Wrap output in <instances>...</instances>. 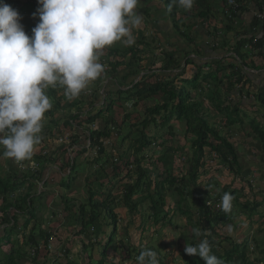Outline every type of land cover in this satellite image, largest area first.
I'll return each mask as SVG.
<instances>
[{"label":"rangeland","instance_id":"obj_1","mask_svg":"<svg viewBox=\"0 0 264 264\" xmlns=\"http://www.w3.org/2000/svg\"><path fill=\"white\" fill-rule=\"evenodd\" d=\"M170 2L164 1L167 7L170 5ZM145 16L148 17L147 15ZM171 17L173 18L172 15ZM170 20L175 27L173 29L174 35H180V30L176 28V26H178L179 29H183L181 27L182 25L180 21H173L172 19ZM144 30L147 31L146 27H144ZM151 30H155L154 27H152ZM158 32L159 31L157 30V34ZM155 35L156 33L152 36ZM145 37L146 36L143 37L144 40ZM138 38H140V36H138ZM139 44L140 43H138L136 46ZM156 44L157 42H154V40H148V45L154 46L151 50L150 47L145 46V43L142 44V48H140L141 52L143 53V55L141 54V61H146L145 57H148V52H151V54L156 56L153 58L154 61L156 59L162 60L160 66L158 67L159 69L156 68L154 72L149 73L147 69H144L148 68L147 66H144L146 64L141 62V65L144 67L142 68L143 74L140 75V79L145 74L151 75L149 78H154L156 81L159 79L167 80V78H170L168 80H170L172 85L177 88L182 86L180 84L182 79L187 80L188 83L194 71L185 70L186 66H183L182 70L184 71L181 74L176 73L173 74V76H162L161 70L165 66L163 64L165 62V57L162 55V53H158L159 50L156 48ZM118 45L120 47L118 52L117 50H114L113 44L111 49L109 48L103 50L104 54L116 55L119 53V56L123 55L125 45H121V43ZM115 48L117 49V45H115ZM247 51V49L243 50L244 53ZM119 56H117V58L121 59ZM125 57L126 58L123 62L126 65L129 64L131 60L128 56ZM249 57L250 59L247 61L249 66L251 64L260 66L262 64L261 58L254 57L253 54ZM187 59H190V56L187 57ZM208 65L210 66L211 64L208 63ZM122 67H124V65H122ZM129 67L134 68V66ZM183 73L185 74L183 75ZM247 74H245L246 77L250 76L249 74H252V72L249 71ZM263 78L252 77L250 83L247 82L243 85L242 92L237 91L236 93L233 92L231 94L234 99L240 100L241 102L239 107H242L243 109L241 108L242 110L238 111L237 115L243 117V122L241 124L238 123L233 126H226L223 120L224 114L216 110V108L208 100L204 103V109L206 108V112L208 113V121L213 124L215 128H218L220 135L225 136L229 141L234 143L235 149L239 154L238 157L242 166V171L246 172L247 174L244 179H241L240 177L233 178L231 175H226L224 168L217 165L214 158H209V156L207 158L206 156L203 165L197 171L198 174L195 180L191 181L186 175L187 172L191 170L190 163L192 162V148L190 144L194 139V136L191 133H186V127L184 123L181 122V120H176L174 116L172 117L171 121H169L168 124L164 126H161V119L158 117L156 118L157 121L155 123L148 124L145 134L150 138H153V140L151 145L143 151L145 158L140 164L143 168L148 169V172L146 175L141 177L142 189H139L140 191L138 190V193L134 194L132 199L137 200L140 195L146 194L147 187L144 182H147L146 180L148 177V179L153 184L154 181L160 182L168 176L167 171L169 164H166L159 159V157L164 152V149L166 147H181L182 149L179 152L177 151L175 154L171 169L172 177L177 178V182H175L173 185L165 182L164 195L166 199V205L164 206V210L168 212V215L165 219H159L158 222H155L153 215H151L152 211L149 209L150 206L138 207L139 212L135 215L134 220L131 222L130 216L132 214L129 213L128 207L126 205L116 207L115 211L118 212L117 214L119 221H117L116 224L117 229L113 243L109 248L107 247L105 260L108 264H137L136 257L139 255L138 251L141 249L144 250L145 248H153L155 251H158L160 256H163L165 264H186L181 254L184 252L186 244H189L190 242L189 236L192 232V227L189 224L187 216L176 209V201L178 199V191L176 188H184L183 193L187 199L182 201V208L187 209L190 212H195L197 209V203L194 199H192L191 196H188L187 192L194 190V192L196 191V193L201 195L209 192V194L213 196L216 192H218L220 187L224 186V184H227L228 180L230 181V179L235 180L233 184V187L235 188H239L242 184H244L243 198L245 200H248L249 202H260L262 205L257 207L252 217H248V212L246 214L242 213L236 215L238 211L235 209L232 214V226L229 227L228 225L218 229L220 232L219 239H221V243L219 246H217V248L220 252H222V250L231 248V240H233L232 238L237 240L248 238L247 243L249 247L246 250V253L251 261V264H263L261 261L259 263L258 259L262 255L260 249L264 247V242L262 241L264 239V151L261 150L260 143L256 138V134L252 131L250 122L253 120L256 125L264 126V106H262L259 102L254 101L252 95L251 97L246 95V91H249L251 94L255 95L258 88L263 84ZM171 79L173 81H171ZM94 83L95 86H97L99 81L95 80ZM111 84L114 85L113 80H111ZM113 85H109V79L101 81L98 93L96 92L97 90L93 91L92 99H94L97 94L100 96L103 94L106 95V90H115V86ZM140 85H142V83H140ZM58 89L59 88H56L58 91L57 94H63V89ZM48 90L53 89L49 88ZM189 91L192 93L194 98H198L194 94L196 90ZM111 92V97L115 101V109L112 111V115L116 124L118 125V131L114 130L111 133V136L107 139L102 138L98 145L100 147L98 150L99 155L98 158L95 157L97 158L95 162H93L94 157H92V154L94 153V151H92L93 146H85L86 151L77 150L75 153H73L72 157L73 159L75 158L74 160L76 169L75 172L72 173L74 178L71 179L70 176L68 178V180L71 179L69 181L68 187L61 185L62 177L68 176L70 171L66 164L68 155L65 156V153L63 154L62 151L60 154L58 153L62 148H65V146L61 147L59 150H56L57 146L62 143V140L65 139L66 132L59 134L56 132V127H60L62 123H64V121L68 118V116H72L70 115L73 114V110L70 106L71 101H68L64 95L60 102L61 106H52L53 114L50 116L45 115L44 117L43 129L40 133L42 137L41 142H47L48 135L53 132L52 143L50 146L53 147L52 150L56 151H53L47 155V158L49 159L47 163L42 162L40 164L38 169L42 170V179L35 180L30 177L29 180L30 182L34 183V186L32 187L31 199L32 204L35 206V213L37 215L35 220L38 221H36V230L45 229L52 233V236H55V238L51 239L52 245L47 247V250L50 251V253L45 258H43L44 251L40 253L41 260L43 262H47L46 264H65V253L63 250L66 249L69 250L67 258L77 262L78 264L82 263V261L84 264H97V262L100 260V251L102 246H99V251V247L96 244V239H88L87 232H79L80 227L75 223L80 203L86 204L87 201L88 181L95 179L94 173L99 171V167L102 165L105 168L108 176L101 180L103 182L101 191L105 193L109 192L110 195L115 196L116 199L121 198L123 194L122 186L124 184L133 182L137 178V173L135 171L136 164L133 163L132 166L128 167L130 172H126L125 169H123L122 171L120 170V173H117L114 176L111 161L114 157L118 158V154L121 155V161L122 159L127 158H130L131 160L133 159V140L139 136L141 129V126L137 127L136 124L140 119L145 117V110L147 107L153 106L154 104H161L164 100H166V95L163 93H147L148 98L145 100L147 102H139L138 105L134 107L133 101H126L124 98L119 97L121 96L120 94L112 95L114 91ZM57 94L53 96H49L47 94L51 98L52 103L58 101ZM83 95L84 98L82 101L89 98V95H85L84 93ZM198 96L200 97L202 94ZM101 101H98V103L100 102L99 104H102L103 100ZM63 102H66V104L62 107ZM174 102H177V100ZM236 102L238 101H235V103ZM85 106L86 104L81 103V107L83 109ZM169 109L170 112H172L170 106ZM61 112H63V115ZM52 120L53 122H51ZM74 124H76V121L70 122V126L68 127L72 128L74 133L78 132V134H82V139L85 143L81 142L75 145L77 148H81L79 147V144L80 146L86 145L87 137H84L81 128ZM85 125L90 127V130L103 129L104 126L102 117H99L97 120H95L92 125L84 123L82 126ZM169 126H172V128L169 129ZM60 138H62V140ZM161 142L164 143L161 144ZM113 148L116 149V152L114 153H112L114 150ZM77 152L79 153L77 154ZM1 157L2 156H0L1 177H9L12 176V174H16V176L19 177L21 173L31 176L32 171L35 170L34 167H28L31 166V164L28 165L25 161L17 163L11 160L10 162H7L9 158L5 157L3 161V158ZM33 162L35 163L36 160H33ZM16 168L21 172L14 170ZM12 170L15 173H13ZM91 173H93V175ZM130 177L132 178L131 180ZM17 181H19V183H16L14 188L17 190L9 192L7 197H9V200L12 202L16 201V199H18V201L20 199V201L23 202V195H25V193L28 191L29 181L27 182L26 180L27 183H25L23 186H20V180ZM63 181L65 182L66 180L64 179ZM18 186L20 187L18 188ZM153 188L154 187L152 185L150 190H153ZM194 192L193 195H196ZM146 204L147 202L145 205ZM66 206L69 207V210L65 209ZM23 222L24 216L20 214L18 221L19 227L21 231L24 230L25 233H28L29 229L33 225V221H31L26 228L23 227ZM1 229L2 226H0V231ZM226 235H230L232 238L227 240L225 238ZM102 236H105V234L101 235L98 239H102V244H104L108 236ZM56 237L59 238V241L56 239ZM55 244L57 247H54ZM89 245H91L89 247L90 250L84 249ZM2 249L5 252L8 250L6 246H3ZM29 251L32 252V249L29 248ZM1 255L2 254L0 253V256ZM19 263L23 264L24 261Z\"/></svg>","mask_w":264,"mask_h":264},{"label":"trees","instance_id":"obj_2","mask_svg":"<svg viewBox=\"0 0 264 264\" xmlns=\"http://www.w3.org/2000/svg\"><path fill=\"white\" fill-rule=\"evenodd\" d=\"M223 1L224 0H222V2ZM237 2L238 6L236 10H230L229 15L224 14L223 10V15L227 16V29L229 30L230 27L234 25L235 17H237L239 12H243L246 9V6L248 7V5L254 9L252 14V25H255L256 27V25L260 24L261 27L259 33H256L255 31V33H252L251 35L247 36L245 34L243 37H239L237 39L235 45L232 47L234 54L231 58V61H225L224 63V60H219L214 62L213 65L209 66L207 64L208 71L204 70V72V68L202 66L196 67L195 72L190 77L189 82L187 83V80L182 79L180 82L182 86L179 88L173 86L170 80L164 81L163 79H159L156 81L154 78H149L151 75L145 74L130 88L126 90H117V93L121 95L119 97L124 98L126 101H133L134 107H136L139 102L145 101L148 98L147 93H163L166 95V100H164L161 104H154L153 106L147 107L145 110V117L140 119L136 124L137 127L141 126V129L139 136L133 140V159L131 160L130 158H127L122 159L121 161V155L118 154V158L114 157V160L112 159L111 161L114 176L117 173H120V170L122 171L123 169H125L126 172H130L128 167L132 166L133 163L136 164L135 171L137 173V178L133 182L124 184L122 186L123 194L121 198L116 199L115 196L110 195L109 192L105 193L101 191L103 186V182L101 180L108 176L105 168L102 165L99 167L100 170L94 173L95 179L88 181L87 201L86 204L80 203L75 223L80 227L79 232L86 231L88 239H96V244L98 247L102 246L101 251L99 247L101 258L97 264H108L105 260L107 247L109 248L113 243L117 229L116 224L117 221H119L117 214L118 212L115 211L116 207L126 205L128 207L129 213L132 214L130 216L131 222L134 220L135 215L139 212L138 207L150 206L149 209L152 211L151 215H153V218L156 222L159 219H165L168 215V212L164 210V206L166 205V199L164 195L165 182H168L172 185L177 182V178L172 177L171 169L175 154L177 151L179 152L182 149L181 147H166L164 149V152L159 157V159L164 163L169 164L167 171L168 176L160 182L154 181L153 184L148 179V177L146 180L147 182H144L147 187L146 194L140 195L137 200L132 199L134 194H137L138 190L142 189L141 177L146 175L148 172V169L143 168L140 165L141 161H143L145 158L143 151L151 145L153 140V138H150L145 134V130L149 123H155L157 121V117L161 119V126H164L168 124V122L171 121L172 117L174 116L176 120H181V122L184 123L186 127L185 132L191 133L194 136V139L190 144L192 148V162L190 163L191 170L188 171L186 175L191 181L195 180L198 174L197 171L203 165L206 156L207 158L208 156L209 158H214L215 163L224 168L226 175H231L233 178L240 177L241 179L246 177L247 174L246 172L242 171V166L238 157L239 154L235 149L234 143L229 141L225 136L219 134L218 128H215L213 124L208 121V113L206 112V108L204 109V103L208 100L216 108V110L224 114L223 120L226 126H233L238 123L241 124L243 122V117L237 116L238 111H240V101L235 103L232 99L227 103V98L231 96L235 88L238 92H242L243 85L247 82L250 83L252 77L245 76V67L249 68L251 66L253 69H264V17L262 19L257 16V13L264 14V0H237ZM193 8H197L199 11L195 13H197L196 15H200L208 9V5L206 4L205 0H195ZM213 25L214 26L212 29L214 30H212V34L214 35L218 30H216V25ZM246 46L248 47L249 52L247 51L244 53L243 49ZM133 50L134 49L131 51ZM127 52L129 53V50ZM252 54L254 57H259L262 59V64L260 66H256L254 64L249 66L247 64V61L250 59L249 56H252ZM116 55L119 56V54ZM123 55L128 56V54ZM100 59H102L101 56ZM117 59L118 58L115 57V60L112 62L110 59L108 60V58L107 62L105 60H100L104 62V71H108V74L115 76V73L122 67L121 65H123L121 64L120 67L119 64L121 61H118ZM135 60H138V58H135L134 61ZM174 60L175 59L173 58L171 60V64L167 63L164 68L177 66V61ZM129 63L130 64L126 65L134 66V74L136 72L138 73L141 68H139L138 65H133L131 62ZM190 63H192L191 60H185L186 65H189ZM184 74L185 73H183V75ZM99 79H101V76L98 78V80ZM171 81L173 80L171 79ZM140 83H142V85H140ZM189 90H196L194 94L199 99L194 98ZM57 92L58 91L55 90L54 95H56ZM111 93V91H107V94L103 97V103L98 106L93 105V102L97 99V96H95L93 101L88 104L90 106V111L88 112V118L85 120L86 123L91 125L99 117H102L104 125L103 129H95L89 132L91 140L90 147L99 145L101 138H109L114 130L118 131V125L116 124L112 115V111L115 109V101L111 97ZM200 94H202V96L199 97L198 95ZM57 95L59 101H57L55 107H59L62 99L60 94ZM246 95L248 97H251L252 95L254 101H257L262 106H264V80L262 86L258 88L255 95L251 94L249 91H246ZM175 100H177V102H174ZM146 102L147 101L144 103ZM224 103L226 105H224ZM169 106L171 107L172 112H170ZM45 114H48L49 116L52 115V108ZM79 114L80 112L73 114L70 117L74 120H77L79 119ZM250 123L252 131L256 134V138L260 143L261 150L264 151V126L256 125L253 120H251ZM68 126L69 125L67 121H65L60 127H56V132L59 134L66 132V135H68L64 140H62L63 144L61 143L59 148H57V150H59L61 147L65 146V148L60 150V153L62 151L63 154L65 153V156L68 155L66 146L71 147V153L73 154L75 153L73 146L80 143L82 138V135L80 136V134L74 133L72 128H69ZM168 128L171 129L172 126H169ZM86 129L90 130V127L86 126ZM52 134L53 132L48 135V141L45 142L50 150L53 148L50 147L52 143ZM163 143L164 142H161V144ZM113 149L114 151L112 153L116 152V149ZM98 150L96 151V155H94L93 162H95V160L98 158ZM82 151H84V149ZM78 153L79 152H77V154ZM37 158H39V163L45 161L44 157L41 155L37 156ZM74 159L68 155L66 164L70 171L68 176L62 177V186L68 187L69 181L74 178L72 175L76 169ZM41 171L42 170H36L31 173V176L25 174H22V176L19 177H17L16 174H12V176L9 177L0 176V226H2L0 231V253L2 254L0 256V264H20L19 262L21 261H24L26 264L47 263L41 260L40 253L44 251L43 258H45L50 253V251L47 250V247L52 245L51 239L55 238V236H52V233L45 229L36 230L37 220L35 219L37 215L35 213V206L32 204L31 199L32 187L34 186V183L30 182L29 180L30 177L35 180L42 179ZM12 172L15 173L13 170ZM91 174L93 175V173ZM69 176L71 179L68 180ZM64 179L66 180L65 182L63 181ZM131 179L132 178L130 177V180ZM17 180L21 181L20 186H23L29 181L28 191L25 193V195H23V202H21L20 199L19 201L16 199V201L12 202L9 200V197H7L9 192L17 190L14 189L16 183H19ZM234 182L235 180H228V183L220 187L218 192H216L213 196H211L209 192H206L204 195L198 194L196 191L194 192V190L187 192L188 196H191L192 199H194L197 203V209L195 212H190L187 209L182 208V201L186 200L187 198L183 193L184 188L177 187L176 190L178 191V199L176 201V209L187 216L192 230L199 229L201 231V239L208 240L212 253L221 259L224 264H251V261L246 253V250L249 247L247 243L248 238L237 240L232 238L230 235H226L225 238L227 240H230L231 238L233 239L231 240V248L222 250V252H220L217 248V246H219L221 243V239H219L220 232L218 229L228 225L229 227L232 226V214L235 209L238 211L236 215L242 213L246 214L248 212V217H252L257 207L262 205L260 202H249L248 200H245L243 198L244 184H242L239 188H235L233 187ZM152 185L154 188L153 190H150ZM20 186H18V188ZM193 192L196 195H193ZM225 192L230 193L233 196L232 208L228 213L222 212L220 208L221 198ZM145 201L147 202L146 205ZM65 209L69 210V207L66 206ZM20 214L24 216V222L22 223L24 228H26L27 225L33 221V225L29 229L28 233H25L24 230L21 231L19 227L18 221ZM104 234L105 236L102 237H108L106 242L102 244V239L99 240L98 238ZM56 239L59 241L58 237H56ZM189 240V244L195 242L192 232L190 233ZM262 241L264 242V239ZM3 246L8 248L7 252L2 249ZM90 246L91 245L88 247L86 246L84 249L90 250ZM54 247H57L56 244ZM29 248L34 249L35 255L32 256L30 254ZM149 249L155 251L153 248ZM63 251L65 253V264H78L77 262L67 258L69 254L68 249ZM141 251L142 249L138 251V254ZM260 251L262 255L258 259V262L260 263L261 261L264 264V247H262ZM155 252L157 253L160 264H165L163 256H160L158 251ZM181 256L186 264H204L203 259L198 256L187 255L185 252H183ZM80 264H84L83 261Z\"/></svg>","mask_w":264,"mask_h":264},{"label":"clouds","instance_id":"obj_3","mask_svg":"<svg viewBox=\"0 0 264 264\" xmlns=\"http://www.w3.org/2000/svg\"><path fill=\"white\" fill-rule=\"evenodd\" d=\"M37 2L39 7L33 16H38L39 22L31 29L32 34L29 36L20 23L18 11L0 0V156L3 161L5 157L9 158L7 162L25 161L28 165L31 164L28 167H34L35 170L32 172L39 170L41 164L37 156H43L44 162L47 163L49 161L47 155L57 150H50L45 142H41L40 133L45 113L57 103V101L52 103L49 96L54 95L56 88H61L68 101L79 97L82 91L104 72V65L99 62L103 50L116 42L131 47L136 40L133 29L139 28L142 24V15L137 11L139 0H37ZM173 3L184 10H191L195 0H173ZM218 32L222 37L221 30ZM212 37L213 34L207 41L209 46ZM247 68H244L246 74L249 73ZM139 79L132 82L128 88ZM49 88L53 90L47 93ZM128 88L125 87L124 90ZM86 93L89 97L93 95L90 88ZM96 96L94 106L100 105L98 101L103 100L104 94ZM232 99L231 96L227 103ZM88 104L84 109L79 107L73 112V114L80 112L79 119L71 118V122L76 121L81 128L84 137L88 129L86 125H82L88 118L90 111ZM81 142L85 143L82 138ZM40 143L44 146L40 147L39 152L35 151ZM90 145L79 144L81 148L73 146V149L85 150V146ZM96 147L100 149L98 145H94L92 157L96 155ZM66 149L68 155L72 157L71 147L66 146ZM22 174L24 173L20 176ZM232 201L233 196L225 192L221 198V211L230 212ZM192 236L195 242L186 244L184 248L187 255L202 258L204 264H224L212 253L208 240L201 239L202 233L199 229H193ZM30 254L35 255V251L32 249ZM136 262L159 264L157 253L151 249L142 250L136 257Z\"/></svg>","mask_w":264,"mask_h":264},{"label":"crops","instance_id":"obj_4","mask_svg":"<svg viewBox=\"0 0 264 264\" xmlns=\"http://www.w3.org/2000/svg\"><path fill=\"white\" fill-rule=\"evenodd\" d=\"M164 1H171L170 5L167 7ZM205 1L208 5L209 10L207 9L203 14L196 15L197 13L195 12L199 11L197 8H192L191 10L184 11V9L174 4L172 0H139L137 5V11L139 12V14L142 15V24L139 26V28L133 29V35L136 37L135 43L131 47L124 46V54H128L131 63H133V65H138V67L141 69L138 73L136 72L134 74V68L125 65L123 62L126 58L125 56L127 55H120L119 57L121 59H117L118 61H121L119 66L121 64L125 66L121 67V65V68L118 69V71L115 73V76L108 74V71H104L103 73H101V79H97L99 81L97 86H95L94 81L91 82L88 87L84 91H82L79 97L71 100L70 106L73 112L76 111L75 109L77 107H81V103L88 104L93 101L92 96L89 97L87 100L82 101L84 98L83 92L85 93V95H87L86 91L90 88L92 89V91L97 90L96 92L98 93L99 86L101 84V81L103 80L109 79L110 86L113 85L111 84V80H113V86H115V90L106 91H114L112 95H118V89L123 88L122 90H124L125 87L128 88L132 84V82L140 78V75L143 74L142 68L144 66L148 67L144 69H147L149 73L154 72L155 69L160 66L162 60L156 59L154 61L153 58L156 56H154V54H151V52H148V57H145L146 61H141V54L143 55V53L141 52L140 48H142V44L145 43V46L150 47V50L154 47L153 45H148V40H154V42H157L156 48H158L159 50L158 53H162V55L165 57V62L163 63L164 65H166L167 63L171 64V60L173 58L175 59L174 61H177V66L168 68L163 67L161 70L162 76H173V74L182 73L183 66H186L185 70H193L194 72L196 67L202 66L204 68V72V70L208 71V63L213 65L214 62L219 60H224V63L225 61H231V56L234 54L232 47L234 46V43L237 41V39L239 37H243V35L245 34L247 36L251 35L252 33H255V31L256 33H259L261 25H256V27L255 25H252V14L254 9L251 8L249 5L248 7L246 6V9L243 12L238 13L237 17H235L234 25H232L228 30L226 27V24L228 23L227 18L223 15L222 0ZM3 2L18 11L21 17L20 23L22 24L24 31L26 32V34L31 36V29L35 27V25L39 22V17L33 16V13L36 12V9L39 7L37 0H3ZM170 14L173 16V18ZM145 15H147L148 17H146ZM170 19H172L173 21H180L182 25L181 27L183 29H179L178 26H176V28L180 30V35H174L173 29L175 27ZM213 24L216 25V30H221L222 32L221 44L217 47H212L207 44L209 36L212 34V30H214L212 29L214 26ZM144 27H146L147 31L144 30ZM152 27H154L156 31L151 30ZM157 30L159 31L158 34ZM155 33L156 35L152 36ZM145 34H149L150 36ZM138 36H140V38H138ZM144 36L147 37H145V40L143 39ZM120 43L121 42H116L114 44V50H117V52L120 50V47L118 45ZM138 43L140 44L136 46ZM115 45H117V49L115 48ZM109 48L111 49V47H107L105 49ZM132 49L134 50L131 51ZM245 49L248 50V47H244L243 50ZM126 50H129V53ZM189 56V60H191L192 63L186 65L185 60ZM101 57L102 59L100 60H105L107 62L108 58V60L110 59L112 62L115 60V57H117V55H106L104 54V52H102ZM135 58H138V60L134 61ZM100 60L99 62L103 64L104 62ZM141 62H144L146 65L142 66ZM247 69L251 70L252 72V74H249L250 77H264L263 69H252V67ZM249 70L247 72H249ZM49 91L50 90H47V93ZM233 92H237L236 88ZM59 94L62 95V97L64 96V93ZM230 97L231 96H229L227 99L230 100ZM233 100L234 102L240 101L235 100L234 98ZM65 104L66 102H63L62 107ZM241 108L242 107H240V110L243 109ZM61 114L63 115V112H61ZM45 115L48 116V114ZM66 120L68 121V125L70 126V122L72 120L71 117L68 116ZM51 122H53V120ZM42 146H44V144L40 143L36 147L35 151L39 152L40 147Z\"/></svg>","mask_w":264,"mask_h":264},{"label":"built area","instance_id":"obj_5","mask_svg":"<svg viewBox=\"0 0 264 264\" xmlns=\"http://www.w3.org/2000/svg\"><path fill=\"white\" fill-rule=\"evenodd\" d=\"M223 4H224L223 5L224 14H227V15L230 14V10L235 11L237 6H238L237 0H224ZM257 16L263 19L264 14L263 13H257ZM220 38H221V33L217 31L216 34H214V37H212V39L209 41L210 46H212V47L219 46L220 45ZM74 125L78 126L77 124H74ZM85 137H87V145H89V143H90L89 131H85ZM98 149L99 148L96 147V150H98Z\"/></svg>","mask_w":264,"mask_h":264}]
</instances>
